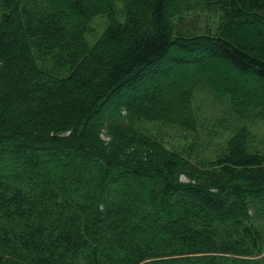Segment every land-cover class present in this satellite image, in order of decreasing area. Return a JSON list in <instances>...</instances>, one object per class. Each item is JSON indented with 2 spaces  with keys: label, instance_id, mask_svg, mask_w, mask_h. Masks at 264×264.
<instances>
[{
  "label": "trees",
  "instance_id": "16d2710c",
  "mask_svg": "<svg viewBox=\"0 0 264 264\" xmlns=\"http://www.w3.org/2000/svg\"><path fill=\"white\" fill-rule=\"evenodd\" d=\"M258 120L264 0H0V264H264Z\"/></svg>",
  "mask_w": 264,
  "mask_h": 264
},
{
  "label": "rangeland",
  "instance_id": "374dc122",
  "mask_svg": "<svg viewBox=\"0 0 264 264\" xmlns=\"http://www.w3.org/2000/svg\"><path fill=\"white\" fill-rule=\"evenodd\" d=\"M194 13V12H191ZM187 14V13H186ZM194 16V15H193ZM208 17H203L201 19H198L197 25H198V29H203L205 27V21ZM196 19H192V17H188V21L191 23H195ZM210 21V20H209ZM107 18L103 15H99L96 16L93 19V28L96 31V33H100L103 28H105V26L107 25ZM87 37V36H86ZM88 41L90 43H92L94 41V37L88 36L87 37ZM190 59V63H187L186 65H184V68H189L191 66L192 61L195 64V61L198 58H202L201 60H204L206 62L212 63L210 60V55L208 53L205 52H199L197 53L196 56L194 55H187ZM208 66V65H207ZM166 71V70H165ZM167 72V71H166ZM210 75H213L212 73ZM247 89V93L252 89L255 88L254 84H249ZM241 94H236L237 99L239 98ZM244 95H246V92H244ZM194 105L196 107V110L199 114L200 119L202 120L204 126L206 127V125L209 126L208 129L211 130H216L219 133H221L224 129L221 128V124L218 122L221 118L226 117V111L223 107L218 106L214 101L213 98H211V96L207 95V94H197L195 96L194 99ZM228 119V118H226ZM104 121L102 120V126L99 127L98 132H99V137L101 138H106L105 136V131H106V127H105V123H103ZM163 131H165V133H163V137L165 138V142L167 143V146H170L172 148H176L177 144L178 145H182L185 142H182V138L180 139V133L178 130L175 129H164ZM208 132V130H207ZM225 132V131H224ZM223 132V133H224ZM250 134L252 135V145L256 146L260 151L264 152V121L263 120H258L255 123H253L250 126ZM181 141H180V140ZM180 141V142H178ZM256 170V169H255ZM256 172V171H255ZM246 173L248 174V172H243V171H238L237 172V177L243 176V174L246 175ZM182 179L184 178L181 177Z\"/></svg>",
  "mask_w": 264,
  "mask_h": 264
}]
</instances>
